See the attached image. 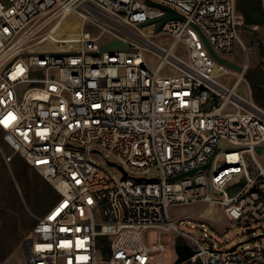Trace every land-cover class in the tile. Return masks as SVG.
Instances as JSON below:
<instances>
[{"label":"built area","instance_id":"obj_1","mask_svg":"<svg viewBox=\"0 0 264 264\" xmlns=\"http://www.w3.org/2000/svg\"><path fill=\"white\" fill-rule=\"evenodd\" d=\"M150 1L183 20L160 27L166 12L144 0H0V131L59 194L22 242L26 264H152L163 250L144 244L152 229L191 242L182 243L194 251L186 263L264 264V247L206 248L168 216L169 205L202 203L234 224L264 227V167L255 157L264 109L234 94L243 73L231 88L216 80L204 42L224 59L234 51L245 26L237 0ZM70 12L99 36L77 52L27 54ZM151 25L154 36L173 37L168 50L151 42ZM105 35L126 49L101 51ZM178 43L185 59L171 55ZM145 52L159 59L154 70Z\"/></svg>","mask_w":264,"mask_h":264},{"label":"rangeland","instance_id":"obj_2","mask_svg":"<svg viewBox=\"0 0 264 264\" xmlns=\"http://www.w3.org/2000/svg\"><path fill=\"white\" fill-rule=\"evenodd\" d=\"M155 29V25H151L144 28V31L155 46L168 50L172 45L173 37L168 34L154 36ZM98 36L99 31L93 25L89 22L83 23L79 16L70 12L44 41L34 46L27 54L77 52L80 50L82 39H96ZM110 40V37L105 35L97 40V44L102 45ZM171 55L185 59L183 45L176 44L171 49ZM224 57L240 67L247 66L246 74L258 70L264 76V26L242 27L239 42L235 44L234 51ZM144 59L151 70H154L159 63V59L149 52L144 53ZM163 70L167 71L166 68ZM214 74L216 80L226 88H231L238 77L237 72L219 63L215 65ZM25 89L26 87L23 86L17 91L19 93ZM234 94L243 100H252V88L246 76L234 87ZM18 95L20 101V93ZM220 102L221 100H218L216 104ZM3 136L0 131V261L3 264H26L21 245L26 237L32 235L31 223L38 218L31 210V188L32 180L36 178L35 172L37 175L40 174L28 167L18 154L13 153ZM91 157L96 162L105 164L101 155L91 154ZM255 157L264 167V148L260 154L256 153ZM247 161L250 171L254 172L249 156ZM112 170L117 172L115 168ZM207 212L202 203L187 206L169 205L168 207V216L175 225L181 231L202 240L206 248L216 246L221 249H230L240 243H242L240 246L264 247V238H256L264 231L261 223L238 225L227 221L219 213L215 214V209H211L210 213ZM95 213L96 220L99 222L97 211ZM189 215L190 217H186ZM219 215L221 221L217 222ZM200 220L205 222L202 223ZM201 224L204 226L201 227ZM142 240L147 246H163V250L153 256L152 264H173L177 259L175 242L188 243L194 247L191 242L178 237L171 231L159 233L158 230H147L143 233Z\"/></svg>","mask_w":264,"mask_h":264},{"label":"trees","instance_id":"obj_3","mask_svg":"<svg viewBox=\"0 0 264 264\" xmlns=\"http://www.w3.org/2000/svg\"><path fill=\"white\" fill-rule=\"evenodd\" d=\"M237 11L243 16L245 26H264V11L261 0H237ZM252 88L254 103L264 109V76L258 71L246 74ZM36 178L32 180L31 210L39 218L44 216L58 201L59 194L52 185L35 172ZM37 224V220L31 223V229ZM178 243V242H177ZM18 245V243L16 244ZM191 264V263H185ZM199 264V263H194Z\"/></svg>","mask_w":264,"mask_h":264},{"label":"water","instance_id":"obj_4","mask_svg":"<svg viewBox=\"0 0 264 264\" xmlns=\"http://www.w3.org/2000/svg\"><path fill=\"white\" fill-rule=\"evenodd\" d=\"M144 2L150 6V7H154V8H158L164 12H166V15L159 19L160 21V27L162 26V24L164 22H166L167 20L169 19H179V20H183V17L181 15H179L177 12H175L174 10L166 7V6H163V5H160V4H157V3H154L150 0H144ZM159 27V28H160ZM205 42V45L210 53V55L212 56V58L219 64L231 69L232 71L234 72H237V73H243V68L230 62L229 60L227 59H224L222 57H219L211 48V46L209 45V43L204 40ZM126 49V46H124L122 43L118 42V41H113V42H110V43H107L105 45H103L101 47V51H115V50H124ZM264 146H259L256 148V153L257 154H260L263 150ZM110 166H115L114 164L110 163ZM209 167V164H206L205 166H203L201 169H207ZM192 172L190 173H187L186 175H190ZM171 180H175V178L171 179ZM240 185H243V183H240ZM260 236H258L257 238H260ZM242 243L240 244H237L235 246H233L232 248H230L228 251L229 252H232L234 251L239 245H241ZM174 249H175V254L177 256V259L176 261L173 263V264H184L186 263L193 255H194V251H192V249L186 245V244H182V243H178L174 246Z\"/></svg>","mask_w":264,"mask_h":264},{"label":"crops","instance_id":"obj_5","mask_svg":"<svg viewBox=\"0 0 264 264\" xmlns=\"http://www.w3.org/2000/svg\"><path fill=\"white\" fill-rule=\"evenodd\" d=\"M254 27H258V26H254ZM244 67H245V72H244ZM242 68H243V74H244V79H245L246 71H247V66L243 65ZM238 74H240V73H238ZM252 101H253V99H252ZM253 102H254V101H253ZM254 104H255V103H254ZM255 105H256V104H255Z\"/></svg>","mask_w":264,"mask_h":264},{"label":"bare ground","instance_id":"obj_6","mask_svg":"<svg viewBox=\"0 0 264 264\" xmlns=\"http://www.w3.org/2000/svg\"><path fill=\"white\" fill-rule=\"evenodd\" d=\"M207 213H210V211H208Z\"/></svg>","mask_w":264,"mask_h":264}]
</instances>
